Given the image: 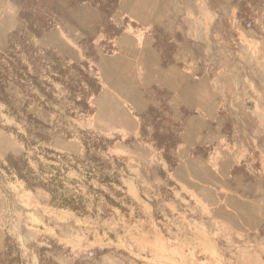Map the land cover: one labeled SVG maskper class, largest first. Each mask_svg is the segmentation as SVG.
I'll use <instances>...</instances> for the list:
<instances>
[{
	"label": "rangeland",
	"instance_id": "obj_1",
	"mask_svg": "<svg viewBox=\"0 0 264 264\" xmlns=\"http://www.w3.org/2000/svg\"><path fill=\"white\" fill-rule=\"evenodd\" d=\"M114 1L0 0V264H264V0Z\"/></svg>",
	"mask_w": 264,
	"mask_h": 264
},
{
	"label": "trees",
	"instance_id": "obj_2",
	"mask_svg": "<svg viewBox=\"0 0 264 264\" xmlns=\"http://www.w3.org/2000/svg\"><path fill=\"white\" fill-rule=\"evenodd\" d=\"M117 3H118V0H115L114 4L117 5ZM113 9H114V7L111 10H108L107 7H105V6L102 7V10L107 15H110V13L112 12ZM24 16L28 17V15H24ZM29 29L34 31V32H36V30L33 29V25H31ZM16 61H18V63H17L18 66L13 65L12 72L10 74H11V76H13V78H17V80H18V79H20L23 76V73L20 72V70L24 69L26 67L23 68V67L20 66L21 59L17 60V58H16ZM39 62H41V61H39ZM12 64H14V63H12ZM19 66H20V70H19ZM37 66H38V64H37ZM72 66H73V69L75 71H78V75L79 76H83V77L85 76L86 83H85V85L83 87H81V91L79 90L80 91L79 99H77V97H76V92H75L76 89L73 91L75 93H73L72 89H71V98H70V100L72 99L77 106L82 108V110L86 111L90 107V105L88 103V100L92 96L98 95V93L100 92L101 86L98 83L96 78H92V77H89L88 75L87 76L85 75V70L81 69L82 68L81 65L74 64ZM82 66H87V65H86V63H82ZM36 67L34 66V68H36ZM5 70L8 71V69H5ZM54 70H57L58 72L55 74L56 77H53V80H55V81L63 80L62 76H63V74L65 72H64L63 69H60V64H58L56 67H54ZM35 72H38V68L35 69ZM7 78H8V76H5V78L2 79V72L0 73V100H6V97L5 98L4 97L1 98V96L2 95L4 96L6 85L4 86L3 82L8 80ZM31 78L34 81L33 82V86L35 88L40 89L42 92H45V89H43V87H42V85L43 84L45 85V83H41L40 81H38V76L37 75L36 76H32ZM17 82L20 83V81H17ZM73 82L78 83L79 85L81 84L80 81H78V80H76V78L72 77L71 79H68V86L69 85L71 86V84H73ZM26 85L27 84H25V86ZM26 87H28V85ZM35 99H36L37 102H40V99H38V97H36ZM42 104H44V103H42ZM152 137H153V140H154V142L156 144V147L159 148L160 150H163L165 152V154H167L170 151V149L174 148L178 144V139H177L176 135L172 131H168V133L165 134V135H160L159 133H154ZM166 158L169 159L168 155H166Z\"/></svg>",
	"mask_w": 264,
	"mask_h": 264
},
{
	"label": "crops",
	"instance_id": "obj_3",
	"mask_svg": "<svg viewBox=\"0 0 264 264\" xmlns=\"http://www.w3.org/2000/svg\"><path fill=\"white\" fill-rule=\"evenodd\" d=\"M243 18L245 19V25L252 26L254 24L253 22L248 24L250 22V19L249 17H247V15L243 16ZM256 24L258 31L254 32L251 30L252 33L249 39L251 45H248L246 47L245 54L249 58V62L254 63L253 60L257 61L255 62V64H257L258 67L264 69V2L262 13L259 19L256 21ZM248 58H246V60H248ZM262 76L264 77V72ZM231 236L233 237V234Z\"/></svg>",
	"mask_w": 264,
	"mask_h": 264
}]
</instances>
